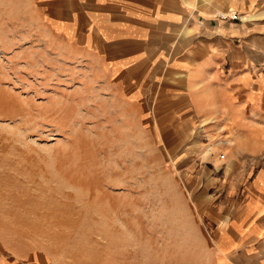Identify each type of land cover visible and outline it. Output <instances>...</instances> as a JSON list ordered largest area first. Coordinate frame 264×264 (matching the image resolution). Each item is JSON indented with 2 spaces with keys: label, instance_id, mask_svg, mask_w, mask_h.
I'll return each instance as SVG.
<instances>
[{
  "label": "rangeland",
  "instance_id": "obj_1",
  "mask_svg": "<svg viewBox=\"0 0 264 264\" xmlns=\"http://www.w3.org/2000/svg\"><path fill=\"white\" fill-rule=\"evenodd\" d=\"M34 5L0 0V264H217L264 176L249 122L129 102Z\"/></svg>",
  "mask_w": 264,
  "mask_h": 264
},
{
  "label": "crops",
  "instance_id": "obj_2",
  "mask_svg": "<svg viewBox=\"0 0 264 264\" xmlns=\"http://www.w3.org/2000/svg\"><path fill=\"white\" fill-rule=\"evenodd\" d=\"M34 7L81 62L114 74L129 102L152 109L168 102L183 110L174 118L185 124L222 117L236 138L249 122L247 136L264 147V0H35ZM228 11L241 21L214 17ZM256 178L257 195L239 201L240 230L224 214L238 238L218 247L217 264H264V176Z\"/></svg>",
  "mask_w": 264,
  "mask_h": 264
},
{
  "label": "built area",
  "instance_id": "obj_3",
  "mask_svg": "<svg viewBox=\"0 0 264 264\" xmlns=\"http://www.w3.org/2000/svg\"><path fill=\"white\" fill-rule=\"evenodd\" d=\"M214 16H215V18H217L220 21H225V20L237 21V22L241 21V16L234 11H229V12H225V13L217 12L214 14Z\"/></svg>",
  "mask_w": 264,
  "mask_h": 264
},
{
  "label": "bare ground",
  "instance_id": "obj_4",
  "mask_svg": "<svg viewBox=\"0 0 264 264\" xmlns=\"http://www.w3.org/2000/svg\"><path fill=\"white\" fill-rule=\"evenodd\" d=\"M219 13H222V12H219Z\"/></svg>",
  "mask_w": 264,
  "mask_h": 264
}]
</instances>
